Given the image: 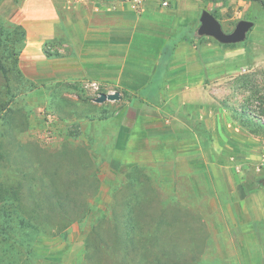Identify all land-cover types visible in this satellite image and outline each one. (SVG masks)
<instances>
[{
	"label": "rangeland",
	"instance_id": "rangeland-1",
	"mask_svg": "<svg viewBox=\"0 0 264 264\" xmlns=\"http://www.w3.org/2000/svg\"><path fill=\"white\" fill-rule=\"evenodd\" d=\"M168 1L167 7L159 6L158 0L149 1L160 7L154 8V14L162 34L147 31V77L155 60L156 39L167 37L165 30L170 34L179 29H184L185 37L172 52L161 89L167 115L153 120L139 115L140 103L129 100L140 83L134 79L145 76L139 66L125 69L126 82L92 74L75 79L48 75L49 64L73 55L65 39L69 11L63 0H0V60L6 68V74L0 71V152L4 157L0 158V181L20 178L22 171L52 176L79 168V157L68 153V143L88 145L98 160L106 159L97 165L100 186L88 198L93 211L85 218L55 234L38 231L35 236L32 229L6 223L12 227L7 231L13 240L32 245L39 264H153L155 251L147 242L139 248L131 245L128 256L122 258L126 249L100 246L90 232L98 211L109 210L115 203L111 192L115 184L118 202L123 201L124 177L117 173L133 162L156 177L153 204L165 208L166 220L182 214L176 207L192 209L190 217L165 230V253H172L174 244L178 256L195 257L187 259L191 264H264V222L253 224L243 205L264 208V9L257 0ZM33 7L41 12L39 21L46 30H53V36L42 38L33 52L39 56L34 69L24 52L38 32L31 25ZM202 10L214 13L225 32L240 19L254 22L246 38L237 43L243 46L237 51L240 54L226 53L229 46L212 37L197 36ZM207 45L219 47L221 53L201 54V47ZM97 52L93 48L91 54ZM195 57L205 59L202 67L187 65ZM146 58L141 55L136 63ZM114 91L120 93L119 100L94 102L100 92ZM156 130L161 137H148ZM29 141L46 151L18 154L16 146ZM163 159L178 161L168 176L157 174L158 161ZM31 164L36 168L28 167ZM224 175L232 189L233 185L242 188V200L229 191ZM19 189L23 203L31 207L32 196L24 185ZM4 220L1 213L0 229L6 227ZM10 251L0 253V264L13 263ZM170 259L172 264L177 262Z\"/></svg>",
	"mask_w": 264,
	"mask_h": 264
},
{
	"label": "trees",
	"instance_id": "trees-1",
	"mask_svg": "<svg viewBox=\"0 0 264 264\" xmlns=\"http://www.w3.org/2000/svg\"><path fill=\"white\" fill-rule=\"evenodd\" d=\"M217 2L218 0H210ZM264 9V1L257 0ZM214 15V13H212ZM215 16V15H214ZM197 36H200L197 34ZM185 37L184 29L177 30L162 46L159 62L149 81L145 86L135 91L129 100L135 99L140 104L161 106L163 98L161 89L165 83L166 73L169 69L170 58L174 48L179 41ZM222 44V43H221ZM235 44H223L225 46H235ZM0 71L6 74V68L0 60ZM250 121V120H248ZM255 125V123H253ZM76 135V134H74ZM68 153L75 158L79 157V168H68L64 174L52 173V176H38L33 171L31 174L22 173L17 166L15 170L21 172L19 178L15 173L14 180L9 182L0 181V214L5 217V225L9 222L16 224V228L27 227L34 231V236L38 231L48 234L63 231L65 227L74 221H79L93 211L88 198L94 196L100 186L98 177V163L106 160L97 159L90 153L88 145L68 143ZM37 149L46 151L36 142L29 141L18 144L16 150L21 154L24 150ZM0 158L4 157L1 155ZM122 166L121 160H118ZM28 167L36 168L33 164ZM56 172V171H54ZM117 174L124 177L123 189L125 194L123 201L118 202L119 187L115 184L111 188L115 203L109 210H100L91 222V234L95 237V242L101 245L110 246L115 250L126 249L123 257L128 256L131 245L138 248L147 242L154 252L152 257L153 264H172L170 258L177 260L174 264H191L187 259H193V256H187L181 253L178 256L176 246L171 244L172 253L167 254L164 245V236L167 227H175L176 222L192 215V209L186 207H176L182 214L175 216L173 220H166L164 207L154 205V194L156 180L155 176L150 177L145 173V168L133 162L119 168ZM153 178V180H152ZM4 183V184H3ZM21 185H24L27 193L32 196L31 207H26L20 197ZM36 189L37 196L33 194ZM127 189V191H126ZM30 206V204H29ZM182 208V209H181ZM7 227V228H6ZM0 229V253L5 250H12V264H39V257L35 255L32 245L22 240H13L7 230H12L11 226L6 225ZM166 230V232H165ZM7 231V232H6ZM2 236V238H1ZM32 243V242H31ZM3 245L7 248L4 249ZM177 257H169L170 255ZM183 256V257H182ZM193 264V262H192Z\"/></svg>",
	"mask_w": 264,
	"mask_h": 264
},
{
	"label": "crops",
	"instance_id": "crops-1",
	"mask_svg": "<svg viewBox=\"0 0 264 264\" xmlns=\"http://www.w3.org/2000/svg\"><path fill=\"white\" fill-rule=\"evenodd\" d=\"M63 1L65 3V0ZM65 7L67 11H69V25L65 30V39L68 41L67 45H70L73 55L63 58L62 63L57 62L55 65H48L49 72H51L48 75H53V77L57 78L75 79L87 74H92L98 79L117 78L118 82H126L124 80V72L128 69L139 66L140 71H142V73L144 71L145 76L140 80L134 79V81L140 82L137 86L133 85V88L135 91H137L145 86L149 81L156 69L157 63L159 62L162 46L177 31L174 30L168 34L167 30H165L163 35L167 34V37H163L160 40H158V38L156 39L155 60H153L154 63L152 66V71L147 77V69L149 67V65L147 66L146 58L147 31H150L153 34H159L161 36L162 33L158 30V27L160 28L162 25L158 23V16L156 17L154 14V8L158 9L160 7L153 6L152 4H149V2L141 6V8L138 10L127 2L120 4L116 9L113 10L94 11L79 5L68 6L67 4ZM31 12V25L35 26L38 32H36L34 36L35 38L29 44V46H26L24 52L28 55V63H30L31 68L34 69L35 67L32 66L35 64V60L38 59L39 56L38 53L33 56V52L35 51L36 47L40 45L42 38L53 36V34H51L53 33V30L50 28L48 31L41 24L39 21L41 12L39 10L36 11V8L33 7ZM56 17L57 15L54 9L51 18L55 21ZM258 23L259 21L256 22V24ZM208 45L201 47V54H204L206 51L211 52V50H213L214 53H221L219 47L213 46V48L210 49ZM191 47L196 48V45ZM242 47V45L238 46L237 44L235 46L229 45V48L226 49L225 52H234L240 54L241 52L237 51L243 50ZM93 48H96L98 52L92 55L91 53ZM141 55H144L146 59H139L141 62L136 63V60H138L137 58ZM144 60L146 61L145 64ZM204 63L205 59L195 57L194 60L187 63V65L190 64L192 66L195 64L202 67ZM168 80H170L169 77ZM174 90L176 91V89ZM137 111L139 115L147 116V118L153 120L161 119L163 116L166 117L167 115V111L165 110L163 104L162 106L140 104ZM147 127H152V125ZM152 129L155 130L156 127H153ZM148 135V137L153 138L158 136L161 137L162 132L160 133V131L156 130L153 134L150 132ZM158 162L157 174L160 173L161 175L168 176L177 169V160L163 159L161 161L159 160ZM224 179L229 191L234 196L239 197V199L242 200L243 197H245L240 192L242 188L239 189L238 186L235 188L233 185L232 189L227 175H224ZM243 205L245 214L251 217L250 221L253 224H258L260 221L264 222V208L255 207L248 202ZM230 212L232 213L231 210Z\"/></svg>",
	"mask_w": 264,
	"mask_h": 264
},
{
	"label": "water",
	"instance_id": "water-1",
	"mask_svg": "<svg viewBox=\"0 0 264 264\" xmlns=\"http://www.w3.org/2000/svg\"><path fill=\"white\" fill-rule=\"evenodd\" d=\"M254 26V22L249 19H240L236 22L230 32H225L219 20L208 10H202L199 16V26L197 34L200 36H209L222 44H235L242 42L247 33ZM121 95L118 91L104 93L100 92L94 102L103 103L107 100H119Z\"/></svg>",
	"mask_w": 264,
	"mask_h": 264
},
{
	"label": "built area",
	"instance_id": "built-area-1",
	"mask_svg": "<svg viewBox=\"0 0 264 264\" xmlns=\"http://www.w3.org/2000/svg\"><path fill=\"white\" fill-rule=\"evenodd\" d=\"M149 1L151 0H65V3L68 6L79 5L86 9L100 11L116 9L120 4L124 2L129 3L131 6L138 10L141 8V6H143ZM158 2V5L161 7L169 6L168 0H158ZM93 85L95 84L93 83Z\"/></svg>",
	"mask_w": 264,
	"mask_h": 264
}]
</instances>
